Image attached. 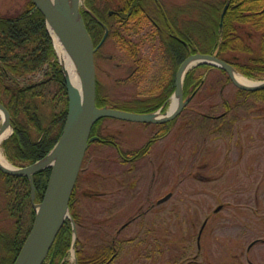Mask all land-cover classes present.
<instances>
[{"label": "rangeland", "instance_id": "obj_1", "mask_svg": "<svg viewBox=\"0 0 264 264\" xmlns=\"http://www.w3.org/2000/svg\"><path fill=\"white\" fill-rule=\"evenodd\" d=\"M27 1L0 0V15L18 12ZM163 1L185 6L192 2ZM86 9L85 0H80V15ZM100 45L94 57L96 78L119 99L148 95L165 72L156 57V40L144 44L141 55L150 61L137 82L127 76L130 57L110 38ZM237 89L226 72L209 68L186 108L169 121L166 133L151 144L148 154L129 164L122 163L114 144L97 140L89 144L72 203L80 220L73 230L79 244L68 249L67 264H77L76 248L89 255L113 239L119 248L110 264H178L174 258L179 259L182 245L195 244L204 221L199 264H264V102ZM162 127L103 118L95 135L126 151L142 146ZM1 143L3 156L16 166ZM31 190L34 207L37 201ZM167 192L170 197L157 203Z\"/></svg>", "mask_w": 264, "mask_h": 264}, {"label": "trees", "instance_id": "obj_2", "mask_svg": "<svg viewBox=\"0 0 264 264\" xmlns=\"http://www.w3.org/2000/svg\"><path fill=\"white\" fill-rule=\"evenodd\" d=\"M169 4L163 0H85L87 9L81 15L92 41L97 44L104 28L107 29L101 45L110 38L123 55L130 57L128 79L137 82L148 67L149 56L141 55L145 43L153 45L157 41L156 57L165 67L148 95L132 94L124 99L115 97L112 90H105L96 78L97 106L138 113L155 111L172 93L179 63L195 52L215 55L247 77L264 79V0H192L186 6ZM209 68L218 67L201 63L185 73V97L201 84ZM39 71H43V76L33 79ZM128 79L121 81L126 83ZM237 90L264 102V87ZM0 104L9 112L12 126V133L1 143L7 159L16 166H27L43 158L62 131L67 91L45 19L31 0L16 13L0 15ZM225 106L229 107L227 101ZM102 119L93 125L92 134L97 133L96 126ZM168 124H162V132L168 130ZM148 146L145 143L135 148L129 154L130 160L147 154ZM49 173L50 167H44L29 179L0 170V264L14 263L35 215L31 189L39 202ZM77 187L78 177L68 203L75 225L80 223L72 206ZM71 238L72 226L65 219L43 264L48 261L67 264L65 257ZM78 244L76 240L75 246ZM80 249L76 248L77 264H98L107 257L104 250L83 255Z\"/></svg>", "mask_w": 264, "mask_h": 264}, {"label": "water", "instance_id": "obj_3", "mask_svg": "<svg viewBox=\"0 0 264 264\" xmlns=\"http://www.w3.org/2000/svg\"><path fill=\"white\" fill-rule=\"evenodd\" d=\"M31 1L43 15L49 33L50 27L75 59L80 79V91L70 84L61 64L67 91V110L58 140L43 158L28 166L17 167L12 165L13 168H6L0 164V170L5 173L26 175L29 178H31L33 172L44 167H50L43 196L38 203L34 204L35 215L32 226L13 264H16L27 242L32 245V254L26 264H42L61 224L66 218L71 220L68 207L69 198L88 144L98 138L96 135H90L91 128L97 120L110 117L133 122L159 123L173 119L189 100V98H183L182 83L184 74L193 66L201 63L223 69L229 80L240 89L255 90L264 87V80H259V83L255 85H242L236 82L232 75L234 68L229 63L215 55L196 52L187 55L176 69L174 91L170 96L171 104L174 95H179L173 109H171V104L162 113L159 109L149 113H138L115 107H98L95 103L96 77L93 54L105 38L107 30L105 29L99 44L94 45L78 11V0H73V5L69 4L67 0H62L59 5H53L49 0ZM55 51L57 53L56 47ZM0 111L3 112L6 123L10 124L9 112L2 104H0ZM156 113H158V117H155ZM2 128H0V132ZM50 153L55 155L53 162L39 165L32 171L26 170L27 167L35 165ZM167 197L168 195H165L158 202L165 200ZM72 242H75L74 233Z\"/></svg>", "mask_w": 264, "mask_h": 264}, {"label": "bare ground", "instance_id": "obj_4", "mask_svg": "<svg viewBox=\"0 0 264 264\" xmlns=\"http://www.w3.org/2000/svg\"><path fill=\"white\" fill-rule=\"evenodd\" d=\"M49 1L53 5H59L62 3V0H49ZM67 1L69 4L73 5V0H67ZM79 1L80 0H78V3H79ZM49 30H50L51 36L53 38V42L55 44L60 62L63 66L65 76L69 80L70 84L77 87L78 90L80 91V79H79V73H78L77 64H76L75 59L73 58V56L71 55L69 50L67 48H65V46L59 41L57 35L55 34V32L50 27H49ZM232 75H233L234 80L236 82L242 84V85H255V84L259 83L258 81L244 77L243 75H241L240 73H238L235 70H233ZM178 95L179 94L174 95L173 101L171 104V109H173L176 106V103L178 100ZM0 116H1L0 128L3 127L1 132H0V142H1L2 139H4L8 135V133L10 132V126H9V124L6 123L3 112H1V111H0ZM158 116H159L158 113H156L155 117H158ZM54 158H55L54 153H50L43 160L39 161L35 165L27 167L26 170L32 171L39 165L51 163V162H53ZM0 164L6 168H13L12 165L3 156L1 149H0ZM31 254H32V245L27 242L25 244V246L23 247L16 264H26L27 261L29 260L30 256H31Z\"/></svg>", "mask_w": 264, "mask_h": 264}, {"label": "flooded vegetation", "instance_id": "obj_5", "mask_svg": "<svg viewBox=\"0 0 264 264\" xmlns=\"http://www.w3.org/2000/svg\"><path fill=\"white\" fill-rule=\"evenodd\" d=\"M194 92V91H193ZM162 125V124H161ZM162 130H164V128L162 127V129H161V131L158 133V134H154V135H152L150 138H148V140L145 142L146 144H148L149 146H148V152L150 151V149H149V147L151 146V144H153L154 142H155V140H157V139H159V138H161V136H163L166 132L165 131H163L162 132ZM155 136H158L157 138L155 137ZM97 140H101V141H107V142H110V143H112V144H114V146H115V148H116V150L118 151V154H119V156H120V158L122 159V163H124L125 162V164H129V163H131V162H133L132 160H130L131 159V157H130V155H131V153H132V151L135 149H127L126 151L128 152V154L125 152V150H123V151H121L122 149H120V147L117 145V143H115L113 140H111V139H104V138H98ZM144 143V144H145ZM126 153V154H124L123 155V153ZM148 152H147V154H148ZM130 154V155H129ZM260 154V153H259ZM259 154H257V156H259ZM146 155V154H145ZM144 155V156H145ZM91 194V193H90ZM93 194V193H92ZM96 193H94V195H95ZM98 194V196H100L99 194H101V192H99V193H97ZM165 195H168V198L170 197V192H167L166 194L164 193L162 196H160L159 198H161V197H163V196H165ZM159 198H157V199H159ZM167 198V199H168ZM133 217H131V219H132ZM131 219H127L126 220V223H127V221L128 220H131ZM128 223H129V221H128ZM204 224H205V221L203 222V224L201 225V227L199 228V230H198V232H197V234H196V237H195V244L193 245L191 242L190 243H188V244H184V245H182V248H183V250L182 251H180V256H179V259L177 258V257H175L174 258V263L176 262H178V264L180 263V264H199V262H198V260H197V256H198V249H199V239H200V234H201V232H202V229H203V227H204ZM118 230V229H117ZM117 232V231H116ZM112 242V243H111ZM110 242V244H107V243H104V245H101L99 248H98V251H100L101 253L103 252V250L104 251H106L107 252V254H106V258L105 259H101L100 261H98V264H110V263H112L113 262V259L117 256V253H118V248H119V244H116L115 243V239H113V241H111ZM103 243V242H102ZM251 244H249V246H250ZM180 247V246H179ZM191 250H194L195 252H194V254L193 255H188L189 253H185V252H187V251H191ZM182 255H184L183 256V258H182ZM177 258V259H176ZM63 261V260H62ZM61 261V262H62ZM248 263L249 264H256V263H254V262H250V261H248ZM47 264H51L49 261H48V263Z\"/></svg>", "mask_w": 264, "mask_h": 264}]
</instances>
